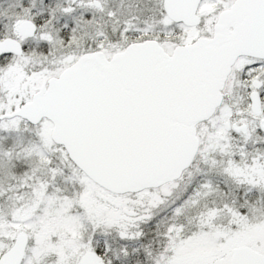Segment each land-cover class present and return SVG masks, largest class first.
<instances>
[{
    "label": "snow or ice",
    "instance_id": "snow-or-ice-1",
    "mask_svg": "<svg viewBox=\"0 0 264 264\" xmlns=\"http://www.w3.org/2000/svg\"><path fill=\"white\" fill-rule=\"evenodd\" d=\"M0 264H264V0H0Z\"/></svg>",
    "mask_w": 264,
    "mask_h": 264
}]
</instances>
